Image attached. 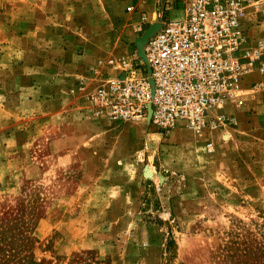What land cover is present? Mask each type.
Returning <instances> with one entry per match:
<instances>
[{"label":"rangeland","instance_id":"374dc122","mask_svg":"<svg viewBox=\"0 0 264 264\" xmlns=\"http://www.w3.org/2000/svg\"><path fill=\"white\" fill-rule=\"evenodd\" d=\"M183 1L0 0V246L14 247L11 263L264 264V91L245 86L226 105L233 123L201 133L105 117L96 131H62L72 125L56 117L42 131L46 116L31 113L32 96L62 95L82 97L93 119L94 86L77 73L135 57L157 10L172 2L163 15H178ZM248 26L264 37V8Z\"/></svg>","mask_w":264,"mask_h":264},{"label":"built area","instance_id":"2783aa9c","mask_svg":"<svg viewBox=\"0 0 264 264\" xmlns=\"http://www.w3.org/2000/svg\"><path fill=\"white\" fill-rule=\"evenodd\" d=\"M172 7L157 10L145 61L137 53L106 60L109 71L88 93L95 118L201 133L233 123L226 105L245 86L264 91V37L248 29L264 0H188L178 15H163Z\"/></svg>","mask_w":264,"mask_h":264},{"label":"crops","instance_id":"0c3cea01","mask_svg":"<svg viewBox=\"0 0 264 264\" xmlns=\"http://www.w3.org/2000/svg\"><path fill=\"white\" fill-rule=\"evenodd\" d=\"M183 2H184L183 3V6H184L185 3L188 2V0H184ZM140 13H141L140 9L134 10L132 11V16L139 17V15L141 16ZM83 62H86V61H83ZM86 64L87 63H84V66ZM87 66H90V65H87ZM108 71L109 70H107V68H104L102 71H97L96 73H92L89 71L84 72L80 70L76 76L80 74L84 75L85 80L88 83V86L92 87L98 84L101 81L103 74ZM74 77L75 76H73V78ZM90 78L92 79L90 80ZM49 88L52 89L53 86L50 85ZM81 99L83 98L78 97L76 100H74L72 97L61 95L60 98L56 101L55 97L51 95L49 97L35 95V96H32V98L29 100L34 105H37V107L32 109V112H31L32 114L34 113L33 110H36V112L44 114V116H46L45 118H42L40 121V124L42 125V131L45 130L46 122L51 121L55 117L57 118L58 121L62 122L63 120L64 122H68L69 125H72V126H67V127L62 128V131H96L95 125H97L99 121H95V118L93 116L92 106L90 105L91 108L89 109H91L93 119L90 117L89 114L88 116H86L87 113L84 110L80 111L78 109V107L83 103ZM50 104H55V106L50 108L49 107ZM83 117L85 118L89 117L90 119L86 120V119H83ZM70 122H72V124H70ZM86 123H88L90 129L84 126L81 127V124H86Z\"/></svg>","mask_w":264,"mask_h":264},{"label":"trees","instance_id":"16d2710c","mask_svg":"<svg viewBox=\"0 0 264 264\" xmlns=\"http://www.w3.org/2000/svg\"><path fill=\"white\" fill-rule=\"evenodd\" d=\"M2 242V239L0 237V243ZM14 247H10V249H6L3 246H0V264H39L36 261L32 259H28L27 256L24 257L23 260L17 259V261H14L11 263L13 260L12 257H14ZM13 255L11 257H7V255Z\"/></svg>","mask_w":264,"mask_h":264},{"label":"water","instance_id":"95a60500","mask_svg":"<svg viewBox=\"0 0 264 264\" xmlns=\"http://www.w3.org/2000/svg\"><path fill=\"white\" fill-rule=\"evenodd\" d=\"M159 22H155L152 23L151 25H149L146 30L144 31V33L140 36L136 38V45H137V54L139 56H141L143 58V60L145 61V54L142 50V43H144L146 41V39L151 36L153 34V32L156 30L155 28H157Z\"/></svg>","mask_w":264,"mask_h":264},{"label":"bare ground","instance_id":"6f19581e","mask_svg":"<svg viewBox=\"0 0 264 264\" xmlns=\"http://www.w3.org/2000/svg\"><path fill=\"white\" fill-rule=\"evenodd\" d=\"M160 26V24H158V26H157V28ZM157 28H155V29H157ZM145 43V42H144ZM144 43H142L143 45H144ZM143 45H142V48H143ZM145 58H146V56H145Z\"/></svg>","mask_w":264,"mask_h":264}]
</instances>
